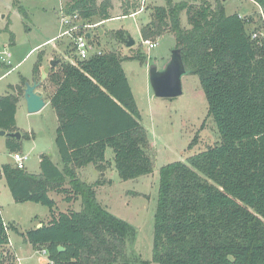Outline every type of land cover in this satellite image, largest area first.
Segmentation results:
<instances>
[{
	"label": "trees",
	"instance_id": "trees-1",
	"mask_svg": "<svg viewBox=\"0 0 264 264\" xmlns=\"http://www.w3.org/2000/svg\"><path fill=\"white\" fill-rule=\"evenodd\" d=\"M111 1L97 5L95 0H71L64 13L86 21L97 16L103 22L112 19ZM251 1L264 17V0ZM137 8L127 7L122 16ZM146 10L150 21L141 28L143 40L165 33L174 36L185 70L199 77L220 137L219 145L160 169L152 262L264 264V39L250 38L246 27L251 18L226 15L223 6L207 0ZM182 12L189 29L181 26ZM53 58L57 63L45 79L54 86L49 103L57 117L54 146L63 167L59 169L46 154L39 156L37 175L9 164L0 167L15 203L49 209L47 224L21 236L33 248H45L53 264H128L126 244L135 232L102 210L90 187L80 211L56 213L48 195L50 190L67 192L62 188L65 176L73 186L83 187L75 179L76 170L88 165L102 168L107 149L113 152L121 180L152 172L146 131L122 58L108 52L75 65L62 56ZM40 62L41 56L33 68L38 80ZM16 104L14 95L0 96V130L15 132ZM7 147L12 153L19 150L13 139H8ZM8 245L0 217V264H12Z\"/></svg>",
	"mask_w": 264,
	"mask_h": 264
},
{
	"label": "rangeland",
	"instance_id": "rangeland-1",
	"mask_svg": "<svg viewBox=\"0 0 264 264\" xmlns=\"http://www.w3.org/2000/svg\"><path fill=\"white\" fill-rule=\"evenodd\" d=\"M71 0H0V96L14 95L17 99L15 114V132L20 139L0 136V167L13 165V153L7 147L8 139L18 145L20 154H27L25 171L39 174V156L46 154L51 161L62 169L63 164L54 146L57 117L50 106L49 97L54 86L46 79L38 80L33 68L41 56L39 74L48 66L47 60L60 57L72 59L71 39L58 37L63 31L60 18L62 8ZM99 5L104 0H95ZM183 0H112L109 13L114 18L101 22L95 29L87 30L95 50L102 53L114 52L122 58L121 67L129 83L140 124L146 131L148 153L152 161V172L146 176L123 181L118 177L114 165L108 162L102 166L104 176L99 170L90 168L75 172L77 182L73 186L70 178L65 176L63 187L66 193L49 191V197L55 202V212L80 211L86 199L85 189L90 187L96 202L102 210L110 213L132 226L135 235L128 240L126 252L128 264H156L152 262L153 225L159 193V171L173 162H186L197 153L208 147L220 144V137L200 85L199 77L194 73L182 77V94L174 98H157L149 82V68L154 65L163 70L170 61L171 53L176 49V41L171 33H165L155 39L154 48L144 45L141 28L150 21L147 6L167 8ZM212 6H223L226 15L234 13L244 18H251L252 23L246 27L247 32L260 30L262 15L260 8L251 0H207ZM127 2V4H126ZM171 2V3H170ZM198 3V2H197ZM136 6L139 13L133 16H122L127 7ZM123 13V14H122ZM118 16V17H116ZM89 23H99L95 16ZM181 26L189 29L184 12L180 14ZM99 29L102 33H99ZM120 32L121 37H114ZM56 37L52 44H44L48 38ZM128 39L134 42L127 47ZM53 45L56 48H52ZM57 49V50H55ZM70 51V54H66ZM10 57H7L6 54ZM62 53V54H61ZM54 59V58H53ZM37 84L45 106L38 112L29 113L24 100L25 84ZM14 88V91H13ZM105 159L113 164V152L107 149ZM78 188V196L75 189ZM69 197L70 201H66ZM0 205L9 219L17 221V229L25 232L34 228L39 220L47 224L50 220L49 209L40 204H17L0 176ZM9 227V226H8ZM11 243L16 249L20 264H45V257L23 237L8 228ZM13 257L12 264H17L16 256L8 246Z\"/></svg>",
	"mask_w": 264,
	"mask_h": 264
},
{
	"label": "water",
	"instance_id": "water-1",
	"mask_svg": "<svg viewBox=\"0 0 264 264\" xmlns=\"http://www.w3.org/2000/svg\"><path fill=\"white\" fill-rule=\"evenodd\" d=\"M99 33H102L101 29H99ZM86 38L89 39L90 34H86ZM133 44L134 42L130 39L126 42L127 47H131ZM56 63L57 61L53 59L50 60L48 66L44 67L40 74L41 80L47 77L50 69L54 67ZM185 74L186 70L182 62L180 50L174 49L171 53L170 61L163 70H157L154 65L149 68V82L154 96L157 98H174L180 96L182 94L181 80ZM36 88L37 84L34 82L31 85L28 83L25 84L23 97L26 101L29 113L40 111L46 104L42 95L36 91ZM0 136L20 139V134L18 132L7 133L0 130ZM40 226L41 225L37 228ZM63 250L62 247H58V251L62 252Z\"/></svg>",
	"mask_w": 264,
	"mask_h": 264
},
{
	"label": "built area",
	"instance_id": "built-area-1",
	"mask_svg": "<svg viewBox=\"0 0 264 264\" xmlns=\"http://www.w3.org/2000/svg\"><path fill=\"white\" fill-rule=\"evenodd\" d=\"M60 1V0H59ZM64 12V8L62 10ZM132 14L131 16H133ZM241 17V16H240ZM60 23L63 28V31L60 33L59 37L67 36L71 39L72 42V50L74 53V57L69 60V63L75 65L77 61H84L89 59L92 56H100L102 55L101 50H95L94 45L91 42V35L90 38H86L87 30L89 29H95L97 25L100 23H89L86 20H82L78 14H71L66 15L65 13L62 14V17L60 18ZM250 38L252 40H259L264 39V17L262 16V26L260 30L252 31L250 33ZM146 45L149 49H152L156 45V41L152 42L150 40H146L143 43ZM7 57H10V55L7 53ZM13 161H14V167L18 170H25V162L29 159V156L27 154H20L19 152L13 153L12 155ZM2 219V218H1ZM2 226L4 230L6 231L8 235V224H6L2 220ZM9 241V239H8ZM38 253L41 256H44L47 258V264H53V262L48 260L47 251L45 248H41L38 250ZM17 262H19V259H16Z\"/></svg>",
	"mask_w": 264,
	"mask_h": 264
},
{
	"label": "crops",
	"instance_id": "crops-1",
	"mask_svg": "<svg viewBox=\"0 0 264 264\" xmlns=\"http://www.w3.org/2000/svg\"><path fill=\"white\" fill-rule=\"evenodd\" d=\"M140 11H139V9L137 10V12L136 13H139ZM136 13H134V15L136 14ZM116 17H118V16H116ZM112 18H114L113 16H112ZM60 35V34H59ZM59 35H58V37H59ZM56 37H51V38H48L46 41H45V43L44 44H52L53 42H54V39H55ZM52 48H56L54 45H53V47ZM55 50H57V49H55ZM62 54V53H61ZM63 58H65V56L62 54L61 55ZM73 56H74V54H73ZM53 58H49L48 60H47V64L50 62V60H52ZM41 79V78H40ZM14 91V90H13ZM44 154V153H43ZM107 162H108V164H110L111 165V168H112V163L110 162V161H108V160H106ZM106 162V163H107ZM107 165V164H106ZM94 168V169H98L99 170V176H104L105 175V172H103L102 171V168H97L96 166H94V165H88V166H86V167H83V168H80L79 170H84V169H90V168ZM23 204H26V203H23ZM5 210H4V207L3 206H1L0 205V217L2 218V220L6 223V224H8V226L9 227H11L10 228V230H12L13 228L14 229H16V232L18 233V234H22L23 232H21V231H19L17 228V221L15 220V219H9L8 217H7V215L5 214V212H4ZM49 222V220L47 221V223ZM42 223H44V222H42V221H37L36 223H35V226H34V228H37L39 225H41ZM33 228V229H34ZM8 239H9V245L8 246H10V249H11V251L14 253V256H16L17 257V252H16V249L14 248V246L12 245V243H11V237H10V234H9V232H8ZM22 241H23V243H27L24 239H22ZM30 245V244H29ZM16 259H19V262L17 263V264H20L21 263V261H22V258L21 257H17ZM45 259V264H47V258L45 257L44 258Z\"/></svg>",
	"mask_w": 264,
	"mask_h": 264
}]
</instances>
